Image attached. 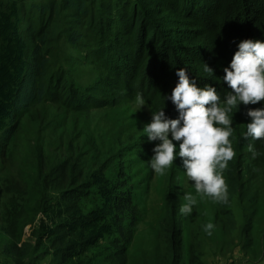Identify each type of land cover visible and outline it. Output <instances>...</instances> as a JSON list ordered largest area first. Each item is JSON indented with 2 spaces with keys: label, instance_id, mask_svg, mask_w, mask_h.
Wrapping results in <instances>:
<instances>
[{
  "label": "rangeland",
  "instance_id": "obj_1",
  "mask_svg": "<svg viewBox=\"0 0 264 264\" xmlns=\"http://www.w3.org/2000/svg\"><path fill=\"white\" fill-rule=\"evenodd\" d=\"M59 1L25 3L28 6L30 2L44 5ZM123 2L99 0V8L93 3L88 10L91 23H96L93 31L88 28V19L82 18L86 38L76 46L66 45L65 39L54 46L55 53L61 56L59 71L66 73L74 91L86 92L106 79L111 86L118 82L117 69L108 68L102 61L107 56L103 48L102 59L92 57V53L99 45L95 36L110 25ZM35 13V17L34 11L31 13L33 26L49 18L45 13L41 20ZM58 18L60 24H55L56 16L50 19L54 34L71 26L68 11H59ZM122 51L118 54L120 60H124ZM135 97L125 92L109 105L86 107L87 103L78 102V108L43 102L19 115L10 139L0 145V264L171 263L160 241L159 220L175 195L180 197L181 207L188 194L197 202L191 214L183 215L180 264H189L193 258L195 264H264V171L258 168L255 174L259 198L252 229L246 237L238 207L233 205L234 226L216 217L215 203L198 194L187 181L179 158L164 175L154 173L149 160L156 142H150L143 132L154 109L147 103L138 110ZM61 169L68 180L63 192L56 186L57 171ZM101 174L114 187L109 220H116L118 229L96 245L80 250L75 258L67 257L62 250L72 235H63L68 232L50 225L49 216L66 208L61 204L84 214L100 208L103 201L92 176ZM66 216L67 212L57 221ZM209 222L214 224L211 235L204 230ZM1 224L10 227L14 235L6 234Z\"/></svg>",
  "mask_w": 264,
  "mask_h": 264
},
{
  "label": "trees",
  "instance_id": "obj_2",
  "mask_svg": "<svg viewBox=\"0 0 264 264\" xmlns=\"http://www.w3.org/2000/svg\"><path fill=\"white\" fill-rule=\"evenodd\" d=\"M98 1L60 0L58 4L44 5L30 2L27 6L25 0H0V145L10 139L20 114L43 102L72 105V108H78V102L87 103L86 107L106 106L120 100L125 92H131L142 94L154 110L165 107L166 115L176 118L178 110L170 99L165 100V94H170L179 80L177 68H187L200 87L215 86L223 99L230 90L222 81L223 67L238 50V43L249 38L264 40V0H124L123 7L115 10L110 25L96 33L98 50L91 52L92 57L102 59L104 53L100 49L103 48L107 56L102 61L108 68L117 69L118 82L111 86L106 79L86 92H76L66 73L59 71L61 56L55 53L54 46L58 40L65 39L66 45L72 47L86 38L82 18L88 19V28L93 31L96 23L95 20L91 23L93 18L88 10ZM96 6L99 8V4ZM33 11L34 17L37 12L39 19L43 20L45 13L49 18L33 26ZM59 11H68L71 26L54 34L50 19L56 16L55 24H60ZM119 43L123 46L118 47ZM120 49L124 60L118 57ZM204 63L213 68L214 76L203 71ZM259 106V103L241 105L234 114V134L230 139L236 156L223 170L228 184L227 201H214L208 196L215 203L216 217L225 218L232 226L235 225L233 205L238 207L242 234L246 237L252 229L259 198L254 181L258 168L264 171V141L245 138L243 133L250 120L247 109ZM253 150L258 153L256 156ZM57 174L56 186L63 192L68 180L62 169ZM92 177L103 201L100 208L84 214L61 204L66 208H59L49 216L50 225L68 232L63 235H72L62 250L70 258L118 229L116 220H109L113 214L114 187L102 174ZM66 212L64 222L57 221ZM1 225L6 234L14 235L10 227ZM159 232L160 241L165 244V256L170 257L171 263L166 264H180L183 214L178 195L166 205L159 220ZM194 261L195 258L189 264H195Z\"/></svg>",
  "mask_w": 264,
  "mask_h": 264
},
{
  "label": "clouds",
  "instance_id": "obj_3",
  "mask_svg": "<svg viewBox=\"0 0 264 264\" xmlns=\"http://www.w3.org/2000/svg\"><path fill=\"white\" fill-rule=\"evenodd\" d=\"M203 71L214 76V70L204 63ZM222 81L230 89L221 98L212 84L198 86L187 68H177L178 82L165 100H171L178 116L169 118L165 107L151 110V121L143 127L150 142H156L149 160L154 173L164 175L179 158L184 175L198 194L214 201L226 202L228 184L223 170L236 156L230 137L234 134L233 117L241 105L249 107L246 115L245 138L264 141V40L243 39L238 43L231 61L223 67ZM138 110L147 104L142 94H137ZM252 150V145H249ZM258 153L253 150V156ZM180 207L181 214L193 212L196 199L188 194ZM214 224L204 225L211 235Z\"/></svg>",
  "mask_w": 264,
  "mask_h": 264
}]
</instances>
